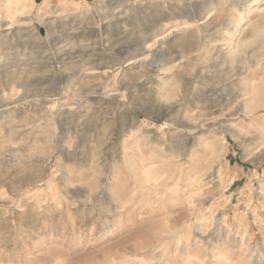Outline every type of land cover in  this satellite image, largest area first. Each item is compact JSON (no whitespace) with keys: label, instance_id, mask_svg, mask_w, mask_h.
<instances>
[{"label":"rangeland","instance_id":"1","mask_svg":"<svg viewBox=\"0 0 264 264\" xmlns=\"http://www.w3.org/2000/svg\"><path fill=\"white\" fill-rule=\"evenodd\" d=\"M0 264H264V0H0Z\"/></svg>","mask_w":264,"mask_h":264},{"label":"bare ground","instance_id":"2","mask_svg":"<svg viewBox=\"0 0 264 264\" xmlns=\"http://www.w3.org/2000/svg\"><path fill=\"white\" fill-rule=\"evenodd\" d=\"M12 25V24H11ZM10 26V25H9ZM116 40V39H115ZM233 49H232V51H231V55H232V57L233 56H235L236 54H238V52H239V50H240V48H241V46L239 45V44H237L235 47H232ZM236 76V75H235ZM36 77V76H35ZM233 81V80H232ZM144 85V84H143ZM142 85V86H143ZM220 224V219L217 217V219H216V221H215V227L217 228V226ZM198 228H199V226H197L196 225V227H195V231H194V233H195V235H199L200 233H199V231H198ZM215 228V229H216Z\"/></svg>","mask_w":264,"mask_h":264}]
</instances>
